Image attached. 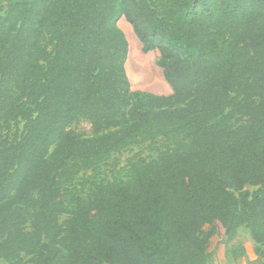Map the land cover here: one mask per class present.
<instances>
[{
	"label": "trees",
	"instance_id": "1",
	"mask_svg": "<svg viewBox=\"0 0 264 264\" xmlns=\"http://www.w3.org/2000/svg\"><path fill=\"white\" fill-rule=\"evenodd\" d=\"M120 17L169 94L131 89ZM240 227L264 257V0H0V260L214 264Z\"/></svg>",
	"mask_w": 264,
	"mask_h": 264
},
{
	"label": "rangeland",
	"instance_id": "2",
	"mask_svg": "<svg viewBox=\"0 0 264 264\" xmlns=\"http://www.w3.org/2000/svg\"><path fill=\"white\" fill-rule=\"evenodd\" d=\"M118 27L124 33L128 42V53L125 62V70L129 78L130 86L132 90H141L153 94H169L170 88L165 82L160 67L156 64L158 59V51L153 50L149 52H143L141 44L137 37L134 35L131 25L123 18L117 22ZM67 131L79 133L84 136L94 135L91 125L85 120H79L70 124ZM158 144H155L157 146ZM157 154L155 150L147 147L146 144L139 146H129L125 149L114 152L108 162L102 165L95 173L91 171L81 172L75 175L71 181V186L79 188L83 186V193L89 191V184L85 183V179L96 181H112L118 179H125L128 176V171L131 164H134L137 160L149 159ZM249 193H254L257 187L245 185L242 189ZM238 197L239 192H233ZM64 216H61L62 220ZM236 241L248 242L249 236L245 227H240L237 232ZM249 239V240H248ZM251 241V240H250ZM240 245L233 244L230 248L235 249ZM248 246V245H247ZM223 243L217 241L213 242L214 254L221 255L226 253L228 247ZM250 248V247H249ZM251 249V248H250ZM229 250V249H228ZM264 250V249H263ZM29 256L24 255L23 260H27ZM220 260L215 259L216 264H220ZM0 264H8L7 262L0 260Z\"/></svg>",
	"mask_w": 264,
	"mask_h": 264
},
{
	"label": "crops",
	"instance_id": "3",
	"mask_svg": "<svg viewBox=\"0 0 264 264\" xmlns=\"http://www.w3.org/2000/svg\"><path fill=\"white\" fill-rule=\"evenodd\" d=\"M236 237L227 246L229 250L227 249L226 253H222L221 255H217V254L213 255L214 264H216L215 263L216 258L221 261L220 264H264V257L262 256V254H258L255 252L254 250L255 244L250 239V237L249 239L251 241L248 239L249 241L246 243L241 242L240 240L236 241L237 239ZM233 244L240 245L239 247H237L238 248L237 252L234 253L232 251L235 249L232 250V248H230L231 245Z\"/></svg>",
	"mask_w": 264,
	"mask_h": 264
}]
</instances>
